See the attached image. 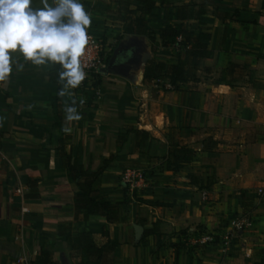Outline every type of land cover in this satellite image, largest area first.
<instances>
[{
	"label": "crops",
	"instance_id": "1",
	"mask_svg": "<svg viewBox=\"0 0 264 264\" xmlns=\"http://www.w3.org/2000/svg\"><path fill=\"white\" fill-rule=\"evenodd\" d=\"M118 1L80 0L91 17L87 33H111ZM123 1L133 11L147 0ZM152 1L145 20L158 41L164 43L163 31L188 7L184 23L210 36L212 56L185 82L144 84L154 52L144 33L126 34L130 42L117 49L135 46L138 63L124 73L106 68L96 91L68 89L59 102L64 114L75 106L81 116L63 121L68 144L53 110L55 65L20 57L0 81V264H32L43 251L59 264H264V194H258L264 189V0H175L174 13L164 0ZM166 56L157 61L177 58ZM129 129L149 135L139 139V151L138 135ZM177 145L196 155L174 172L169 153ZM62 146L90 172L115 156L94 184L119 205L115 222L76 210L80 189L64 168ZM127 168L148 173L141 192L122 185ZM235 218L253 227L223 252L215 243ZM134 225L144 230L139 242ZM200 234L220 238L203 251L194 244Z\"/></svg>",
	"mask_w": 264,
	"mask_h": 264
},
{
	"label": "clouds",
	"instance_id": "2",
	"mask_svg": "<svg viewBox=\"0 0 264 264\" xmlns=\"http://www.w3.org/2000/svg\"><path fill=\"white\" fill-rule=\"evenodd\" d=\"M31 4L32 0H0V81L10 77L22 56L36 66L59 65L63 87L58 95L64 96L86 77L80 57L88 43L91 17L80 0H51V5L41 0L39 9ZM17 51L18 56L10 55ZM65 119H81L75 106L66 107Z\"/></svg>",
	"mask_w": 264,
	"mask_h": 264
},
{
	"label": "trees",
	"instance_id": "3",
	"mask_svg": "<svg viewBox=\"0 0 264 264\" xmlns=\"http://www.w3.org/2000/svg\"><path fill=\"white\" fill-rule=\"evenodd\" d=\"M155 7L152 0H147L139 5L135 10L130 11L128 20L130 23L125 28L126 34H133L142 32L146 35L148 30L145 17L150 14L151 10ZM190 18L188 14V7L180 9L178 20L179 23L169 25L163 31L161 38L164 43H174L178 37H182L186 43V49L178 53L177 58L173 62L164 63L156 60H151L146 65V72L144 76V84H151L160 79H168L171 83L185 82L194 77V72L199 67L201 59L210 58L212 52L207 48L206 41L210 39L207 33L199 31H191L186 25L185 21ZM59 65H55L54 70L50 74L51 81L55 82L61 90L62 82L58 79V72L60 71ZM106 69L103 70V73ZM63 96L57 93L56 100L53 104L54 116L56 119V126L59 128L65 145L69 143L70 136L63 133V121L65 114L61 110L59 102ZM129 132H136L138 135L137 151L140 150L143 140L148 138V133L144 131H135L129 129ZM140 139V142H139ZM48 142H52V137H49ZM58 151L63 159L64 168L68 170L70 177L80 189V194L75 197V207L78 212L84 213L85 216L102 214L107 223H113L118 219L120 207L106 201L100 193L94 189V184L98 181L101 174L107 168L110 162L115 158L114 155L105 159L101 167L97 171L90 172L85 169L83 165L79 164L72 156L71 153L65 150V147H59ZM170 156L173 158L172 162L168 163V169L176 172L185 164L190 163L195 157L196 153L188 148L174 146L170 151ZM32 264H59L52 260L50 254L43 251L40 257Z\"/></svg>",
	"mask_w": 264,
	"mask_h": 264
},
{
	"label": "built area",
	"instance_id": "4",
	"mask_svg": "<svg viewBox=\"0 0 264 264\" xmlns=\"http://www.w3.org/2000/svg\"><path fill=\"white\" fill-rule=\"evenodd\" d=\"M89 39L85 46V49L80 57L81 65L86 73L84 81L76 88L81 92L87 91L88 88H94L97 83V78L102 75L103 70L106 69L109 54L107 55V49H105L103 42L90 34H87ZM172 48L176 52H180L186 49V43H184L182 37H178ZM148 173L143 169L127 168L121 175V183L131 192H141L148 184ZM18 192H21L20 190ZM258 194H264V189H259ZM206 198V195H204ZM253 227V222L245 218H235L229 222V227L221 237L222 243L225 247L229 246L236 239L237 234H242L245 231ZM212 242L214 237L212 235H206L202 237V242ZM19 264H31L24 260H20Z\"/></svg>",
	"mask_w": 264,
	"mask_h": 264
},
{
	"label": "rangeland",
	"instance_id": "5",
	"mask_svg": "<svg viewBox=\"0 0 264 264\" xmlns=\"http://www.w3.org/2000/svg\"><path fill=\"white\" fill-rule=\"evenodd\" d=\"M163 5L166 6V8L170 7L169 13H174V9L176 8V7H174V5H176L175 0H164V2L162 3V6ZM172 8H174V9L172 10ZM114 9H115L114 13L119 18L110 21V24L108 26H110L112 28L111 29V33L109 35L104 34L103 36H100V37H98V36H96L94 34H90V35H92L94 37H98V39H100L103 42V45H104L105 49H107V51H108L107 55L109 54V57L113 53L112 49L119 47L121 44H124V43L127 44L128 42H130V37L129 36L125 37L126 36L125 28L128 27V25L130 23V20H128V17H129L130 11L132 10L131 9V3L123 1V0H119L118 4L114 7ZM159 21L161 22V20H159ZM162 22H164V21L162 20ZM160 25H161V23H160ZM120 26L123 29H121L120 31H116V29H118ZM159 27L160 26H158V29H159ZM163 27H164V24H163ZM87 34H89V33H87ZM145 37H146V39H148V42L150 43V46L152 47V51L154 52V57L152 58L153 60L157 61L158 59H163V58L165 59V57H168V56H166L167 54H169V56L171 58L177 57L178 52H176L172 48V44L171 43H169V44L162 43L160 40L158 41V34H156V32H155V30L153 28L148 27V30L146 31ZM125 38L126 39L128 38V39L126 41H122ZM139 57H142L141 54H140ZM104 74H106V73H102V75L97 78V83L94 86L95 91L103 83ZM112 74H115V73H112ZM158 85H164V84L163 83H158ZM94 93H96V92H94ZM228 227H229V223L226 225L225 230H227ZM242 234H237L235 239L236 240L239 239ZM206 235L207 234H200L199 238L195 239V243H194L196 246H198V248L203 249V251H204V248H206V245H211V243H213V241L212 242L208 241V242H205V243L202 242V237H204ZM219 238H220L219 236L214 237V239H219ZM215 244L216 245L218 244L219 246H221V248H223V250H222L223 252L228 250V248H226V247L224 249V246H223V243H222V239H221V241H219V242H217Z\"/></svg>",
	"mask_w": 264,
	"mask_h": 264
},
{
	"label": "flooded vegetation",
	"instance_id": "6",
	"mask_svg": "<svg viewBox=\"0 0 264 264\" xmlns=\"http://www.w3.org/2000/svg\"><path fill=\"white\" fill-rule=\"evenodd\" d=\"M117 48L112 49L113 53L108 59L106 68L110 72L124 73L129 69L130 65L138 63L141 59L135 54H132L128 48ZM110 62L112 63L110 64Z\"/></svg>",
	"mask_w": 264,
	"mask_h": 264
},
{
	"label": "water",
	"instance_id": "7",
	"mask_svg": "<svg viewBox=\"0 0 264 264\" xmlns=\"http://www.w3.org/2000/svg\"><path fill=\"white\" fill-rule=\"evenodd\" d=\"M49 4L51 5V0H49ZM30 7H32L33 9H39V8H41L42 7L41 0H32V4L30 5ZM131 39H132L133 42L140 41V38L139 37H133ZM140 43H142V41H140ZM130 52L132 54H136L137 55V54H139L138 52H140V51H138L135 46L134 47L132 46V48L130 49ZM10 55L18 56L19 55V52L17 51L15 54H10ZM20 57H22V56H20ZM148 58H149V55L143 59L144 62H146ZM111 63L112 62H110V64ZM140 79L141 80L143 79V75L140 76ZM134 231H135V239H136V242H139L142 239V237H143V233H144L143 227L142 226H139V225H134Z\"/></svg>",
	"mask_w": 264,
	"mask_h": 264
}]
</instances>
